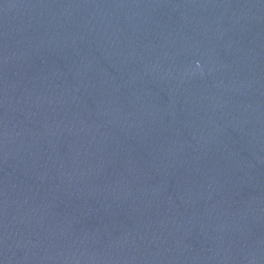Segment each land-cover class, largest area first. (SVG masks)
I'll return each mask as SVG.
<instances>
[{
  "label": "water",
  "instance_id": "1",
  "mask_svg": "<svg viewBox=\"0 0 264 264\" xmlns=\"http://www.w3.org/2000/svg\"><path fill=\"white\" fill-rule=\"evenodd\" d=\"M0 264H264V0H0Z\"/></svg>",
  "mask_w": 264,
  "mask_h": 264
}]
</instances>
